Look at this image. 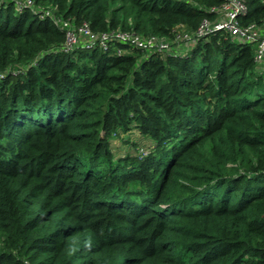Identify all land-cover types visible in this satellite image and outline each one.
<instances>
[{"label": "trees", "instance_id": "trees-1", "mask_svg": "<svg viewBox=\"0 0 264 264\" xmlns=\"http://www.w3.org/2000/svg\"><path fill=\"white\" fill-rule=\"evenodd\" d=\"M36 2L171 36L222 0ZM246 3L264 27V0ZM15 5L0 0V264H264L256 45L218 30L183 54L65 50L64 29ZM136 129L148 152L116 155Z\"/></svg>", "mask_w": 264, "mask_h": 264}, {"label": "built area", "instance_id": "built-area-1", "mask_svg": "<svg viewBox=\"0 0 264 264\" xmlns=\"http://www.w3.org/2000/svg\"><path fill=\"white\" fill-rule=\"evenodd\" d=\"M16 10L29 7L41 16H49L53 23L65 31L62 48L72 50L75 47L93 48L101 46L107 48L111 43H121L116 47L120 54L130 52L131 48H140L162 54H183L201 37L224 30L242 43L256 45L255 71L264 74V27L254 23H244L243 16L247 13L246 0H222L221 4L211 6L212 11L218 13L217 19L204 18L195 30L186 29L183 23L173 28V34L160 35L156 33L143 34L134 28H111L95 31L89 22L76 23L73 18L64 17L57 13L56 7L41 5L36 0H15ZM36 62V61H35ZM141 155L148 149L139 148Z\"/></svg>", "mask_w": 264, "mask_h": 264}, {"label": "rangeland", "instance_id": "rangeland-1", "mask_svg": "<svg viewBox=\"0 0 264 264\" xmlns=\"http://www.w3.org/2000/svg\"><path fill=\"white\" fill-rule=\"evenodd\" d=\"M152 141L139 130H134L130 133H121L112 138L111 147L116 155H122L129 152H135L136 147H144L148 149Z\"/></svg>", "mask_w": 264, "mask_h": 264}]
</instances>
